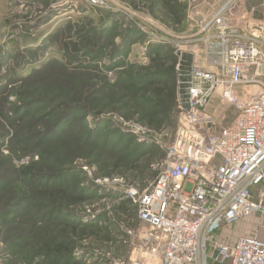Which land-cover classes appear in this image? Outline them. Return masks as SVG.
<instances>
[{"label": "rangeland", "instance_id": "1", "mask_svg": "<svg viewBox=\"0 0 264 264\" xmlns=\"http://www.w3.org/2000/svg\"><path fill=\"white\" fill-rule=\"evenodd\" d=\"M103 1L106 3L104 8L86 0H0V264H43L40 251L44 245L43 235L47 231V228L44 229V223L50 224L51 231L52 228L59 229L64 226L59 225L61 214L57 210L53 223L59 226L53 225L52 219L48 222L41 219L52 206L47 209L39 208L42 202L36 195L30 200V189L21 177L22 170L37 163L42 147L59 150L61 156H64L62 152L66 149H72L70 156L64 157L70 164V169H83V172L78 173L82 178L79 180L80 188L83 186L89 195L91 191L99 189V193L90 199L81 194L78 204L73 205L70 211L80 214L83 224L96 222L97 218L102 217L100 225L106 227V230L99 229V232H95L87 227L82 228L79 224L78 232L75 228L78 240L74 257L85 259V255L87 257V253H91V256L86 258L90 264L128 261L133 247L139 243L138 232L145 228L137 220L136 206L129 193L133 188L147 187L155 179L159 170L156 164L164 159L173 141L179 110L176 104L177 112L169 122H172L171 126L165 122L161 129L150 130L138 122V119L129 116L128 120V114L120 113V110L124 111L120 107H123L126 100L121 99L120 86L110 85L109 80H113L114 74L120 72V62L123 60L148 64L150 43L163 45L164 50L160 49V55H163L162 59L167 65L170 60L165 57V46L172 49L177 57L175 71L180 47L190 51L194 45L187 44V40L191 39L187 28L179 31L177 29L180 27L172 25V19L161 1L156 3V0H143L147 5L140 6L137 10L130 6L122 7L120 0H98L100 3ZM154 4L155 8L151 9ZM183 5L179 6V10L180 13L183 10L184 15L186 6ZM107 10L113 15L115 13L117 27L103 42L100 38L98 17L107 20ZM183 18L187 27V18ZM128 22H131L135 29L142 31L145 42L136 40L130 44L131 51L128 56L123 54L120 58L116 53L115 58L110 59L108 56L112 55H109V51L113 45L120 48V42L128 30L126 25L129 27ZM87 27H90L89 34H82L80 30ZM67 44H71L72 51L79 47L76 52L79 54L78 60H74V63L69 59L71 50H67ZM51 61H54L51 69L53 73L31 77L34 69H40ZM78 61L83 64L82 67H78ZM61 63L68 67H62ZM151 64L153 67L156 65L155 62ZM48 77L50 79L46 81L52 82L50 85L53 86L50 90L41 82L42 79H39ZM57 86L60 90L58 94ZM89 92L94 95L85 98L88 108L84 110L86 113L81 112L83 120L80 117L78 120L79 113L75 117V128L82 131L78 127L79 123L81 128L84 124L90 129L100 126V129L109 131L110 136L113 135L112 131L121 130L136 143L149 148L132 166L124 168L120 165V158L132 151V146L124 147V150L116 146L114 150L107 151L104 146L107 143L102 142L101 138L96 139L98 144L93 146L89 141H84L88 136L83 137L79 135L81 133L65 137L66 140L61 138L63 143H59V148L56 143L58 140L42 142L43 135L48 139L50 136L47 137V134L55 133L53 122L47 128L52 118L43 120L44 112L46 115L51 114L52 105L58 103V98L67 95L69 98L71 95L84 98ZM26 100L35 103L28 113L22 107L26 105ZM232 117L233 113H230L229 118ZM114 141L115 138L111 143ZM49 154L52 157V152ZM88 162H93V165L90 166ZM66 176L67 174L54 182L66 187ZM261 189H264V183ZM21 205L27 208H21ZM13 208L17 209L14 213ZM257 217L252 215L240 224L249 228L258 227ZM71 221L67 220V224L72 227H65L72 230L75 225ZM130 231L134 234H130Z\"/></svg>", "mask_w": 264, "mask_h": 264}, {"label": "built area", "instance_id": "2", "mask_svg": "<svg viewBox=\"0 0 264 264\" xmlns=\"http://www.w3.org/2000/svg\"><path fill=\"white\" fill-rule=\"evenodd\" d=\"M202 3L209 0H190L187 44L194 46L180 47L176 65L173 141L157 177L129 193L145 228L130 259L116 264H264V21L233 23L246 0H223L210 14ZM252 215L254 235L235 243L219 237Z\"/></svg>", "mask_w": 264, "mask_h": 264}, {"label": "trees", "instance_id": "3", "mask_svg": "<svg viewBox=\"0 0 264 264\" xmlns=\"http://www.w3.org/2000/svg\"><path fill=\"white\" fill-rule=\"evenodd\" d=\"M157 1H161L163 8L167 10L168 16H170L172 19V25L175 27H180V31L184 30L186 28L183 18L184 15L183 10H181L180 13L179 6H181L182 4L179 2V0H156V3ZM127 3H129L132 8L136 9L140 8V6L145 7L147 5L146 1L143 0H128ZM155 6L156 4L151 5V9L155 8ZM151 9L149 10V12H151ZM98 10L102 12L101 9ZM105 12L107 20H104L103 17V19H101V17H98V27L100 28L99 31L101 33L100 38L103 42L105 41L107 35L112 34V32L117 27L115 25V13L113 12V15L110 10H107ZM121 22L122 17H120V26ZM132 25L133 24L131 22H128L129 27H127L126 25V28L128 30L124 34L123 41L120 42V48L118 45H113L112 49L109 51V55H112L111 57L108 56L110 59H114V55L116 53L117 55H120V58L123 57V54L128 56L131 51L130 44L132 42L136 40H145V35H143L142 31H140V29L138 28L135 29L134 27H132ZM89 28L87 27L86 29H81L80 31L82 32V34H89ZM66 46L67 50H71V44H67ZM162 46L163 45L161 44L151 43L148 45V57L150 58L148 64L142 65L135 62H128L123 60L120 62V72L116 75L114 74L113 80H109L105 77L109 80L110 85L120 86V91L122 93L121 99L126 100L125 104L122 105L123 107H120L124 109V111L120 110V113H126V115L128 114V120H130L129 116L138 119V122L143 123V125L147 126L150 130L161 129L165 122L166 125L168 124L169 126H171L172 122L169 123L170 119H172L177 112L175 102V64L177 57L170 47L165 46V49L167 51L165 57L166 59L169 58L170 60L169 65H167L164 62L165 60L162 59L163 55H160V49L164 50ZM78 48H76L75 51L71 50V54H69V59L72 63H74V60H78L77 56L79 54L76 53L78 51ZM78 62V67H82L83 64H80V61ZM153 62L156 63L154 67L151 64ZM191 62L192 56L189 54H184L182 69L184 71H188L190 69ZM53 65L54 61L45 63L43 66L40 67V69H34V73L31 77H41L53 73L51 71ZM62 67L67 68L68 66L66 64H62ZM52 77L54 78L55 75H53ZM39 79H42L41 82H43L49 90L53 88V86L50 85L52 82L50 83V81H46V79H50L49 77ZM93 87H95L94 83ZM56 88V94H58L60 90L58 86ZM42 89L44 90L43 87ZM93 90L96 91V89ZM91 94L92 92H89L87 95H84V98L76 95H71L70 98L69 95L64 98H58V103L52 105V109L50 112L51 114L46 115L44 112L43 117V120L48 119L49 117L52 118V121L49 122L50 124L48 123L47 128L53 122V129H55V133L47 134V137L50 136V138L48 139H45V136L43 135L42 142L58 140L56 142L58 143V147L60 142L63 143L62 140H66L67 137L81 133L79 135H82L83 137L88 136V138H85L84 141H89V143L93 146H96L98 144V142L96 143L95 140L101 138V140H103L102 142L107 143L104 145L107 148V151L114 150L116 146H120V150H124V147L130 148L132 146L134 149L130 151L125 157L120 158V165H123L124 168L132 166V164H135L137 160H139V158L144 155V152H148L149 148H144L142 144L136 143V141H134L131 136L126 135V133H123L121 130L120 132L112 131L113 135L110 136L111 133L104 129H100V126L95 129H90V127H87V124H84V127L81 128V123H79L78 127L82 131H79L75 128V117L79 113L78 120L79 117L81 118V120H83V114L81 112L86 113L84 110L88 108L86 107L87 100H85V98ZM93 95L94 94H92V96ZM51 101L53 102L54 99H51ZM25 102L26 105L24 104L22 105V107L25 108V112L28 113V110H31L35 103H33V101L31 100H26ZM102 128H105V126H102ZM85 133L86 135H84ZM91 135L93 136L91 137ZM127 137L131 138L129 140H126ZM61 138L63 139L60 140ZM113 138H115V141L112 144L111 140ZM66 151L62 152V154L66 157H69L71 154L70 152H73L72 149H66ZM50 152H52V157L49 154ZM38 155H40V157L36 161L37 163L32 164L30 165V167L27 168L24 167L25 169L22 170L23 174L21 175V177L25 179V183L26 185H28V189H30L29 195L32 197L30 200H32L36 195L42 202V205L39 208L47 209L52 206L49 212L45 213L41 217V219H43L44 222H48L52 219L53 223L55 221V217L53 216L55 215L57 210V212L61 214V216H59V225H64L59 229L52 228L53 231H51L50 224L44 223L43 226L46 225L44 229L47 228V231L43 235L44 245L41 246L40 251L41 255L43 256V264H90L88 263L86 258L88 256H91V253H87L88 256L86 257L85 255V259H77L76 257H74V251L77 248L76 244L78 240L75 235L76 230L78 232V229H80L79 224L81 225V227L83 226L82 228L87 227V229L93 230L95 232H99V229L106 230V227H102V225H100V220L102 217L97 218L96 222L91 221L90 223L87 222L83 224L80 214L77 215V213H72L70 209L73 205L78 204L79 197L81 194L85 197L87 195L90 199L99 193V189L96 188L95 190L91 191L89 195L86 193V190L83 186H81L80 188L79 180L82 178L81 176H78V173L83 172V169L80 167L77 169L73 168L74 170L70 169V164L65 161L64 156H61L59 150H55L54 148L50 149L49 147H42V150L39 152ZM89 165L92 166L93 162H90ZM66 174L67 176L65 179L66 181H68L66 187L54 182L55 180L59 181V178L62 179L61 177ZM157 175L155 176V178L157 177ZM59 183L61 184V182ZM35 187H37L38 190H36ZM21 208L27 207L25 205H21ZM16 210L17 209H14L13 213ZM135 210L137 215V209L135 208ZM67 220H72L71 222L73 223V225H75L74 229L71 230L70 228L67 229L65 227V225H69L67 224ZM137 220L139 222V219ZM53 225L59 226L58 224L54 223ZM116 256L119 255L116 254Z\"/></svg>", "mask_w": 264, "mask_h": 264}, {"label": "crops", "instance_id": "4", "mask_svg": "<svg viewBox=\"0 0 264 264\" xmlns=\"http://www.w3.org/2000/svg\"><path fill=\"white\" fill-rule=\"evenodd\" d=\"M222 1L223 0H209L208 4L205 3L200 4L199 9L201 10L202 13L210 14ZM179 2L180 3L183 2L182 5L184 4L186 6L184 10V17L187 18L190 0H179ZM120 4L123 5L122 7L130 6L132 8V6L129 3L125 2L124 0H120ZM249 16L253 19L264 21V0H246V3H242L237 8L236 12L234 11L233 23L237 25H241L248 21ZM241 222L234 224L232 226H225L224 228H222L219 231V237L227 242L235 243L238 237L242 235H251V234L254 235L256 233V227L249 228L246 225H241L240 224ZM214 264H219V263H214ZM221 264H230V263L224 262Z\"/></svg>", "mask_w": 264, "mask_h": 264}]
</instances>
